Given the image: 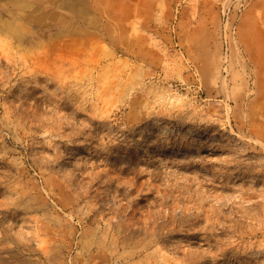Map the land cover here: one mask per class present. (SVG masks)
<instances>
[{
	"label": "rangeland",
	"instance_id": "obj_1",
	"mask_svg": "<svg viewBox=\"0 0 264 264\" xmlns=\"http://www.w3.org/2000/svg\"><path fill=\"white\" fill-rule=\"evenodd\" d=\"M0 3V264H264V0Z\"/></svg>",
	"mask_w": 264,
	"mask_h": 264
},
{
	"label": "crops",
	"instance_id": "obj_2",
	"mask_svg": "<svg viewBox=\"0 0 264 264\" xmlns=\"http://www.w3.org/2000/svg\"><path fill=\"white\" fill-rule=\"evenodd\" d=\"M3 1H7V0H0V3ZM20 3L24 4V2L22 0L19 1Z\"/></svg>",
	"mask_w": 264,
	"mask_h": 264
}]
</instances>
